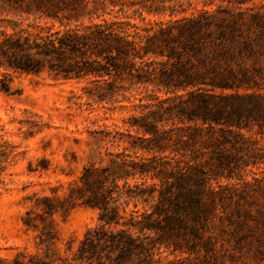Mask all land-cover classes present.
Returning <instances> with one entry per match:
<instances>
[{
	"label": "trees",
	"instance_id": "trees-1",
	"mask_svg": "<svg viewBox=\"0 0 264 264\" xmlns=\"http://www.w3.org/2000/svg\"><path fill=\"white\" fill-rule=\"evenodd\" d=\"M181 6L0 0V15H9L0 19V93L11 94L7 72H47L87 79L94 87L83 94L93 104L129 103L137 113L123 121L120 134L128 137H92L65 192L51 189L31 205L47 216L96 210L98 225L77 249L59 255L54 227L40 228L28 210L22 223L38 232L41 253L0 264H159L161 248L188 255L172 264H197L189 256L200 251L215 260L214 231L228 225L233 240L263 243L246 224L244 205L254 203L245 176L264 164V9L217 6L178 17ZM7 146L0 140V150ZM253 181L260 190V179Z\"/></svg>",
	"mask_w": 264,
	"mask_h": 264
},
{
	"label": "rangeland",
	"instance_id": "rangeland-1",
	"mask_svg": "<svg viewBox=\"0 0 264 264\" xmlns=\"http://www.w3.org/2000/svg\"><path fill=\"white\" fill-rule=\"evenodd\" d=\"M180 2V8L186 12L178 17L197 10H214L217 6L236 11L264 9V0L242 5L214 0L208 6L205 4L208 0ZM1 18H9V15L2 14ZM2 74L5 73L0 69V79ZM6 74L11 94L0 93V140L8 144L5 150H0V259L11 261L16 256L41 253L38 232L27 229L22 223L28 210L29 219L40 228L45 222L54 227V246L63 256L68 249H77L87 229L98 225L97 211L76 206L64 214L47 216L40 208H33L32 203L50 196L51 189L56 188L58 195L65 192L67 182L79 175L87 161L92 137H128L120 134L123 121L137 113L129 103H125L126 109L93 104L91 98L83 94L82 88L94 87L87 79L54 80L47 72ZM258 146L264 150V140L259 139ZM249 170L254 175L249 171L245 179L253 182L250 193L254 203L249 198L251 204L244 205L249 213L246 224L257 237L264 236V164ZM254 178L260 179V190ZM231 228L228 225L223 232L214 231L217 236L215 260L210 255L205 256L203 251L189 256L190 260L197 264H264V241L259 244L255 240L235 241L227 234ZM187 257L171 248H161L154 256L159 264H172Z\"/></svg>",
	"mask_w": 264,
	"mask_h": 264
}]
</instances>
